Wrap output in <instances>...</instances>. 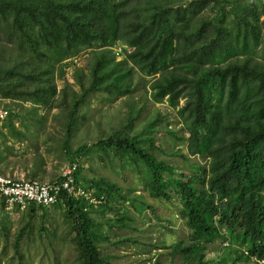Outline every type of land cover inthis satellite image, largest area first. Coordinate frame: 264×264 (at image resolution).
Wrapping results in <instances>:
<instances>
[{
	"label": "trees",
	"instance_id": "16d2710c",
	"mask_svg": "<svg viewBox=\"0 0 264 264\" xmlns=\"http://www.w3.org/2000/svg\"><path fill=\"white\" fill-rule=\"evenodd\" d=\"M84 52L73 82L58 88L63 66ZM120 97L122 116L98 127L95 139H74L97 98ZM0 99L13 104L4 105L0 124L4 150L17 144L23 155L37 139L44 145L19 166L26 178L62 181L60 164L47 169L43 157L59 154L75 164L81 191L12 211L0 198V263L25 264L22 247L57 240L74 249L66 264H112L99 249L109 229L131 228L129 207L154 212L117 175L174 205L188 234L167 247L183 264H225L230 255L233 264L264 260V0H0ZM6 171L13 173L0 163ZM226 228L241 248L224 242ZM218 239L227 255L206 257Z\"/></svg>",
	"mask_w": 264,
	"mask_h": 264
},
{
	"label": "rangeland",
	"instance_id": "374dc122",
	"mask_svg": "<svg viewBox=\"0 0 264 264\" xmlns=\"http://www.w3.org/2000/svg\"><path fill=\"white\" fill-rule=\"evenodd\" d=\"M88 53L84 52L75 57L72 62L68 65L63 66V74L62 79H57L58 88L63 86L64 82L72 83V73L74 67H81L85 65L87 62ZM65 80V81H64ZM139 88L144 89L142 85H138ZM141 91V90H140ZM138 94H135L137 96ZM125 97L117 98L113 101H107L100 98L95 100V103H92L90 107L86 110V123L84 126L80 125L79 129L76 131V135L74 139L76 141L86 140L90 141L91 139H95V135L98 127L107 128L112 122L116 121L119 116L125 111ZM1 105H7L8 108H12V102L8 100L0 99ZM24 106H29L30 103H23ZM167 111L170 118L174 119L177 115L175 110L170 108L164 109L161 108V111ZM54 111H50L48 115V119L45 121L47 132L53 130L51 128V118ZM146 115V112H145ZM2 121H0V124ZM1 127V126H0ZM4 132V131H3ZM165 133L162 130L159 131V135H164ZM37 139V138H36ZM26 143L22 142L21 149L25 147ZM38 146L39 150L44 149V145L37 139L32 142L28 149L24 151L23 155L15 154L16 150H18L17 144L15 145V150L13 153L6 152L4 150V145L0 143V163L7 162L9 164V168H12L13 173L10 171L3 172V175L10 176H19V177H27V174L24 173L22 169L19 168L20 165L31 163L32 161V153L36 150ZM161 147H165L163 144ZM17 147V148H16ZM45 156V168L49 169L53 166L59 165V173H62L63 167L67 164L63 156L59 154H55L50 156V158L46 157L45 152L43 153V157ZM192 161L199 162L197 157L192 158ZM172 162L177 165H186V161H183L181 158L173 156ZM94 170H99L100 172L109 171L107 168H104L101 164L96 161H93ZM50 172V174L52 173ZM1 173V172H0ZM48 174V173H47ZM47 177V176H46ZM45 179V178H43ZM38 180V179H37ZM116 180L120 184L131 185L134 186L136 190L134 194L140 196L144 202L150 203L154 206V212L150 209L145 208L144 211L139 214L133 208L129 207V214L133 216L134 221L131 223V228L124 229H116L115 227H111L109 229V239L108 242H102L100 245L101 254L107 255L112 264H151L154 258L159 257L162 264H183L181 256L179 254L172 255L171 248L167 247L171 243H175L178 240L186 241V237L188 234V229L184 223V220L178 215L174 205L165 201L164 199L157 200L155 198L150 197L146 190H143L138 181H134L133 177L127 175L126 181L123 177L117 175ZM40 181V180H39ZM56 214L54 215L57 221H62V216L59 214L61 209H57ZM11 222L15 223L16 215L9 217ZM36 223V221H35ZM15 226V225H14ZM13 226V228H14ZM65 224H62L60 229H64ZM223 233L226 234L227 240L224 241L230 246L235 248H241L237 239L230 237L228 233V229H224ZM129 238L126 242H122L121 240L124 238ZM0 238V250H1V239ZM3 240V239H2ZM52 245L44 242L37 241L36 243L30 244L28 247H22L21 251L24 253V263L25 264H66L64 260V256H67V259L73 260L74 252L73 247L71 245H64L65 243L59 242L57 240H52ZM224 244L225 246H228ZM106 246V248H105ZM226 249L224 246L220 245V239L210 244L208 249L205 251V255L208 258L213 259H221L224 258L227 254H225ZM9 255L12 253V249L8 248ZM232 254V253H230ZM228 256L225 264H233L231 257ZM234 257V256H233ZM7 260V261H6ZM0 264H9V260L6 258L2 259ZM213 264V263H210Z\"/></svg>",
	"mask_w": 264,
	"mask_h": 264
},
{
	"label": "built area",
	"instance_id": "2783aa9c",
	"mask_svg": "<svg viewBox=\"0 0 264 264\" xmlns=\"http://www.w3.org/2000/svg\"><path fill=\"white\" fill-rule=\"evenodd\" d=\"M7 114L8 109L0 104V121L5 119ZM75 168V164L65 165L61 173L63 180L55 184L0 174V198L4 200L6 209L12 211L16 203L22 208L25 201H36L45 205L56 203L59 194L63 191L77 195L81 191L74 185L72 172ZM89 196L90 193L87 194V197ZM257 261L260 264L264 262V260Z\"/></svg>",
	"mask_w": 264,
	"mask_h": 264
},
{
	"label": "clouds",
	"instance_id": "9594fccd",
	"mask_svg": "<svg viewBox=\"0 0 264 264\" xmlns=\"http://www.w3.org/2000/svg\"><path fill=\"white\" fill-rule=\"evenodd\" d=\"M93 199V198H92Z\"/></svg>",
	"mask_w": 264,
	"mask_h": 264
},
{
	"label": "crops",
	"instance_id": "0c3cea01",
	"mask_svg": "<svg viewBox=\"0 0 264 264\" xmlns=\"http://www.w3.org/2000/svg\"><path fill=\"white\" fill-rule=\"evenodd\" d=\"M13 176V175H12Z\"/></svg>",
	"mask_w": 264,
	"mask_h": 264
}]
</instances>
